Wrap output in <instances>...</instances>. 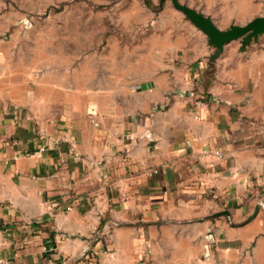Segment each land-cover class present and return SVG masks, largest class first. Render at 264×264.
Listing matches in <instances>:
<instances>
[{
  "label": "crops",
  "instance_id": "crops-1",
  "mask_svg": "<svg viewBox=\"0 0 264 264\" xmlns=\"http://www.w3.org/2000/svg\"><path fill=\"white\" fill-rule=\"evenodd\" d=\"M191 25L194 37L151 61L86 67L64 89L28 70L20 80L0 43V253L10 264L103 252L121 264L145 243L171 264H264V34L210 60Z\"/></svg>",
  "mask_w": 264,
  "mask_h": 264
},
{
  "label": "rangeland",
  "instance_id": "rangeland-1",
  "mask_svg": "<svg viewBox=\"0 0 264 264\" xmlns=\"http://www.w3.org/2000/svg\"><path fill=\"white\" fill-rule=\"evenodd\" d=\"M178 1L213 16L223 28L264 14V0ZM225 10L232 12V19H218ZM194 30L171 0L147 4L144 0H0L6 67L20 80L28 70L35 77L59 82L61 89L68 88L69 78L83 80L86 67H92L95 75L108 69L115 73L119 63L132 64L133 59L149 62L181 36L194 37ZM103 236L108 239L110 232L105 230ZM114 257L103 252L94 259L78 257L73 264H119ZM121 264L171 263L154 260L145 243L141 257Z\"/></svg>",
  "mask_w": 264,
  "mask_h": 264
},
{
  "label": "water",
  "instance_id": "water-1",
  "mask_svg": "<svg viewBox=\"0 0 264 264\" xmlns=\"http://www.w3.org/2000/svg\"><path fill=\"white\" fill-rule=\"evenodd\" d=\"M171 2L197 29L206 35L208 45L214 49L210 60L218 57L226 43L241 39V44L244 46L252 40L257 41L258 37L264 34V14L256 16L244 24H231L228 28L222 29L210 17L194 8L182 4L178 0H171ZM257 209L258 206H256L254 213ZM78 259L76 256L68 264H73Z\"/></svg>",
  "mask_w": 264,
  "mask_h": 264
},
{
  "label": "built area",
  "instance_id": "built-area-1",
  "mask_svg": "<svg viewBox=\"0 0 264 264\" xmlns=\"http://www.w3.org/2000/svg\"><path fill=\"white\" fill-rule=\"evenodd\" d=\"M214 154L216 156L220 157V152L218 150H215ZM0 264H10L8 259L5 258L1 253H0Z\"/></svg>",
  "mask_w": 264,
  "mask_h": 264
},
{
  "label": "trees",
  "instance_id": "trees-1",
  "mask_svg": "<svg viewBox=\"0 0 264 264\" xmlns=\"http://www.w3.org/2000/svg\"><path fill=\"white\" fill-rule=\"evenodd\" d=\"M144 2L147 4L149 2V0H144Z\"/></svg>",
  "mask_w": 264,
  "mask_h": 264
}]
</instances>
